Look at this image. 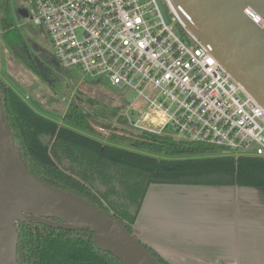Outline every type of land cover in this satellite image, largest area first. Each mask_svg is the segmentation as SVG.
<instances>
[{
	"label": "trees",
	"instance_id": "obj_1",
	"mask_svg": "<svg viewBox=\"0 0 264 264\" xmlns=\"http://www.w3.org/2000/svg\"><path fill=\"white\" fill-rule=\"evenodd\" d=\"M0 41L15 62L52 83L50 68L30 50L9 0L0 1ZM0 108L32 176L120 220L133 237L132 228L150 185L264 187V159L211 156L216 148L175 140L167 128L159 134L111 135L102 142L92 137L95 121L77 103H69L58 124L36 113L1 80ZM14 231L17 264H120L93 244V234L87 230L15 221ZM143 246L159 264H168Z\"/></svg>",
	"mask_w": 264,
	"mask_h": 264
},
{
	"label": "built area",
	"instance_id": "obj_2",
	"mask_svg": "<svg viewBox=\"0 0 264 264\" xmlns=\"http://www.w3.org/2000/svg\"><path fill=\"white\" fill-rule=\"evenodd\" d=\"M164 1L180 35L155 0H27V10L62 69L131 91L176 139L264 159V109ZM139 117L132 126L155 133Z\"/></svg>",
	"mask_w": 264,
	"mask_h": 264
},
{
	"label": "water",
	"instance_id": "obj_3",
	"mask_svg": "<svg viewBox=\"0 0 264 264\" xmlns=\"http://www.w3.org/2000/svg\"><path fill=\"white\" fill-rule=\"evenodd\" d=\"M172 1L190 32L264 109V0ZM4 190H12V196L34 212H20L22 218H15L9 226L0 211V264H17L15 221L87 230L93 234V244L120 264H159L120 220L32 176L0 108V195Z\"/></svg>",
	"mask_w": 264,
	"mask_h": 264
},
{
	"label": "crops",
	"instance_id": "obj_4",
	"mask_svg": "<svg viewBox=\"0 0 264 264\" xmlns=\"http://www.w3.org/2000/svg\"><path fill=\"white\" fill-rule=\"evenodd\" d=\"M13 11L24 33L19 7ZM0 80L39 110V78L15 62L1 41ZM138 100L144 102L127 101L129 113ZM163 125L159 116L150 120L155 133ZM133 232L168 264H264V187L150 185Z\"/></svg>",
	"mask_w": 264,
	"mask_h": 264
},
{
	"label": "rangeland",
	"instance_id": "obj_5",
	"mask_svg": "<svg viewBox=\"0 0 264 264\" xmlns=\"http://www.w3.org/2000/svg\"><path fill=\"white\" fill-rule=\"evenodd\" d=\"M155 2L165 23L170 25L176 34L180 35L178 26L171 21V15L165 1L155 0ZM171 2L175 6L172 0ZM9 5L12 12H14L13 8L16 10L17 6L19 7L22 16L21 21L23 23L26 21L23 29L26 38L30 42V50L39 55L50 68L52 83L48 84L39 79L41 82L38 81V84L42 88L39 86L36 88L39 93V106H36V108L39 110H37L38 112L35 111L38 114L58 123L62 120L69 103L73 101L88 114L89 119L95 121L91 124L93 128L92 137L102 142H106L111 135L138 136L140 131L132 126V123L137 119V115H140L138 119L140 125L149 130L154 129L150 128V120L153 119L154 115L159 116L162 122L164 121L154 109L147 111L146 104L139 100L134 107V114L128 113L130 121L129 117L126 116V107L128 106L127 101L132 102L135 99L134 93L128 90L114 89L110 87L104 78H88L78 69H62L52 57L50 44L43 28L31 23V15L27 10V0H9ZM14 20L17 24L18 21L15 17ZM111 110H115V114H112ZM144 112L148 115L146 120L141 117ZM109 113H111L110 116ZM100 115L108 117H101ZM155 124H158L157 119H155ZM159 126L160 124L157 128ZM175 140L178 139L175 138ZM226 154L229 153L217 149L211 156ZM21 214H24V212L21 211Z\"/></svg>",
	"mask_w": 264,
	"mask_h": 264
},
{
	"label": "bare ground",
	"instance_id": "obj_6",
	"mask_svg": "<svg viewBox=\"0 0 264 264\" xmlns=\"http://www.w3.org/2000/svg\"><path fill=\"white\" fill-rule=\"evenodd\" d=\"M12 190H4L0 195V211L4 215L8 225L15 218H22L20 212H34L29 204L19 201L12 196Z\"/></svg>",
	"mask_w": 264,
	"mask_h": 264
}]
</instances>
